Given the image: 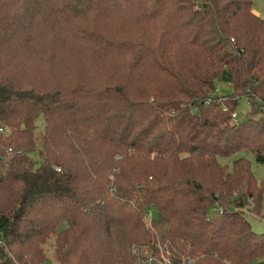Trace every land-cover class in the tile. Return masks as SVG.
Wrapping results in <instances>:
<instances>
[{"label":"trees","instance_id":"trees-1","mask_svg":"<svg viewBox=\"0 0 264 264\" xmlns=\"http://www.w3.org/2000/svg\"><path fill=\"white\" fill-rule=\"evenodd\" d=\"M71 13L119 16L106 34L70 29L123 74L69 87L0 74V127L16 136L0 131V264H44L48 238L57 264H264V231L239 210L264 200L245 155L264 167V16L251 0H0V54ZM214 78L231 92L213 95ZM117 222L135 231L117 240Z\"/></svg>","mask_w":264,"mask_h":264},{"label":"rangeland","instance_id":"rangeland-1","mask_svg":"<svg viewBox=\"0 0 264 264\" xmlns=\"http://www.w3.org/2000/svg\"><path fill=\"white\" fill-rule=\"evenodd\" d=\"M251 5L253 11L258 10V15H264L261 0H251ZM71 15L72 13L66 18V23L61 22L54 26H45L39 24L38 28L34 30L37 34V40H35L32 44L24 47V49L9 48L6 52L5 50L2 51L0 54V66L3 65V62L5 60V67L0 68V74L9 76V74L11 73L14 74V71L16 70L17 72L14 76H16L18 82H23V84L26 83L27 85L30 83V81L35 83L49 81L54 82L55 84L57 82H61L68 87L72 86L76 82L83 83L88 86L89 84L97 81V76L99 74H101V76L110 75L107 81H109L110 78H112L114 82H117L116 80L121 81L123 71L118 68L117 63H115L114 60H112L111 58H101V60H103L102 62H94L97 60V56L92 57L91 54L90 56H88V49L83 48L84 45H82L85 41H76L74 39L75 36L71 34L72 28H80L82 26H89L90 28L88 29L99 30L102 34H106L110 30H115L114 21H119V19H115L119 16H114L112 18L110 16H107L105 19L104 17L88 16L86 18L85 15L76 17H72ZM49 22L50 20L48 19L47 24ZM31 46H33L34 49L31 48ZM1 49L3 50L2 47ZM89 60H92L93 62H88ZM143 78L149 79L145 74H143V77H139L140 82ZM124 79L128 80L127 83H129L126 88L129 95H133L135 93H145V89L141 86L145 85L146 83H141V85H139V83L135 79L134 81L132 80V76L124 77ZM61 83L59 84L61 85ZM211 92L213 95L215 94L218 96L230 93L231 88L229 83L214 78V89ZM209 95H211V93ZM247 110L248 104L245 98L241 96L238 98L237 106L233 110L235 112V117L231 118L234 120L239 119L246 113ZM9 129L10 128H7L6 131H0L7 134L12 133L9 138L14 139L16 136L13 134V132L9 131ZM39 131L40 124L37 129V132ZM36 134L37 133H34V135ZM93 143L95 147H92L91 151L89 152H91V155L93 157H95L97 154L100 156V153L102 151L101 144L96 142ZM245 155L248 157L250 169L255 179L257 181H260V179L264 177L263 165L254 160L251 151L245 152ZM121 157L122 153L120 151H116L112 154L113 159H119ZM220 162H227L230 166L228 158H220ZM239 210H241L243 216L249 221V224L253 230L257 232L264 231V200H260L258 207V205H256L254 201H252L250 198H247V201L242 205V207L239 208ZM145 217L146 220L144 222V225L146 227L148 226L150 230L156 232L155 228L152 226L150 216L147 214ZM132 222L133 220L131 221V223ZM63 225L64 224H62L61 227ZM127 228L128 227L124 226L121 222H117L113 232L114 235H117V240H121L122 238H124L128 232H133L131 230L135 231L134 228ZM126 239L129 240L130 238ZM129 241L131 251L136 253L137 250L135 248L136 246H138V244H134L136 242L134 240ZM52 247V239L48 238L44 243L45 253L47 254V259L45 260L44 264H57L52 257ZM158 253L162 261L163 259L165 260L163 252ZM144 254L149 256L146 259L142 258V261L137 259L138 264H150L151 259H155V256L150 255L149 252H144ZM114 257H119L118 251L117 254H114ZM119 259L121 262L119 264H125V262H123L120 257Z\"/></svg>","mask_w":264,"mask_h":264},{"label":"built area","instance_id":"built-area-1","mask_svg":"<svg viewBox=\"0 0 264 264\" xmlns=\"http://www.w3.org/2000/svg\"><path fill=\"white\" fill-rule=\"evenodd\" d=\"M246 100V99H245ZM246 102H247V100H246ZM260 111H261V113L264 115V103H262L261 105H260ZM231 117H235V112L234 111H232L231 112ZM0 130H2L1 129V127H0ZM0 242H1V239H0Z\"/></svg>","mask_w":264,"mask_h":264},{"label":"crops","instance_id":"crops-1","mask_svg":"<svg viewBox=\"0 0 264 264\" xmlns=\"http://www.w3.org/2000/svg\"><path fill=\"white\" fill-rule=\"evenodd\" d=\"M262 8H263V7H262ZM254 12L258 14V10H255ZM259 13H260V12H259ZM259 15H260V14H259ZM262 16H264V15H262Z\"/></svg>","mask_w":264,"mask_h":264}]
</instances>
